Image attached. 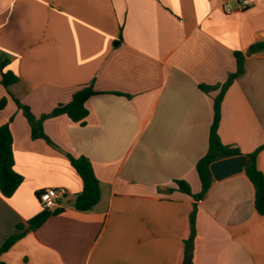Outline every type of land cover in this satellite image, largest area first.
<instances>
[{
  "label": "crops",
  "instance_id": "0c3cea01",
  "mask_svg": "<svg viewBox=\"0 0 264 264\" xmlns=\"http://www.w3.org/2000/svg\"><path fill=\"white\" fill-rule=\"evenodd\" d=\"M0 0V57L17 81L1 84L0 126L9 123L23 182L0 195V249L16 226L58 192L64 210L0 254L4 264H184L195 211L192 264H264V216L244 170L204 195L196 170L206 155L215 99L226 89L217 134L248 155L264 146V0ZM91 85L84 123L44 119L51 144L31 137L12 95L39 118ZM202 87H204L202 89ZM207 89V90H204ZM10 94V95H9ZM68 155L85 156L100 200L74 208L83 183ZM264 175V149L256 159ZM183 181L192 195L181 192ZM56 206V207H57Z\"/></svg>",
  "mask_w": 264,
  "mask_h": 264
},
{
  "label": "trees",
  "instance_id": "16d2710c",
  "mask_svg": "<svg viewBox=\"0 0 264 264\" xmlns=\"http://www.w3.org/2000/svg\"><path fill=\"white\" fill-rule=\"evenodd\" d=\"M264 51V41L253 44L247 50V54H255ZM237 70L231 74L221 87L220 94L215 99V114L214 121L210 129L208 151L204 157H202L196 165V170L199 175L202 190L198 195H193L195 199L201 198L204 193L209 189L213 182L209 166L211 163L228 157L241 155L240 151L236 148L223 145L217 134V128L220 121V104L226 89L232 84L234 79L243 72L244 55L241 52L235 53ZM9 60L0 57V71L2 73L1 84L7 88L10 84L16 82L18 79L11 71H4L8 66ZM204 87H202L203 89ZM207 90V89H204ZM94 94L91 85L82 87L74 92L72 99L67 104H60L55 107L51 112L36 118L30 109L22 105L12 95L10 97L16 102L18 107L22 110L25 116L33 139H44L51 144V141L44 134L42 128V122L44 119L56 117L59 115H66L74 122L84 123L85 118L88 115L86 108V101ZM7 103V98L0 100V109L4 108ZM13 136L9 126V123L0 126V195L8 199L16 192L19 186L23 182V177L14 169V152H13ZM264 149V146L258 148L256 151L246 155L248 157V164L244 167V173L249 181L252 183L255 191V209L259 215L264 216V175L258 169L256 159L258 153ZM72 167L76 170L80 176L83 188L82 191L75 197L74 208L77 211H89L100 200L101 189L100 181L94 174L91 162L85 156L73 157L68 155ZM178 189L188 195H192L190 187L183 181L176 182ZM39 202V193L36 194ZM41 204V203H40ZM42 206V205H41ZM63 208L56 207L54 209H46L42 207V210L38 212L27 222V228L22 224L16 226V232L8 236L1 249L0 254L7 251L16 241L21 239L27 232L34 231L39 228L49 217L59 214L63 211ZM195 211L191 216V236L186 242L188 255H191L192 240L194 236L195 228ZM0 264H4L0 261Z\"/></svg>",
  "mask_w": 264,
  "mask_h": 264
},
{
  "label": "water",
  "instance_id": "95a60500",
  "mask_svg": "<svg viewBox=\"0 0 264 264\" xmlns=\"http://www.w3.org/2000/svg\"><path fill=\"white\" fill-rule=\"evenodd\" d=\"M248 164L246 155H238L233 157L217 160L210 164L209 169L214 180L220 181L230 176L241 173ZM184 264H192V255H187Z\"/></svg>",
  "mask_w": 264,
  "mask_h": 264
},
{
  "label": "built area",
  "instance_id": "2783aa9c",
  "mask_svg": "<svg viewBox=\"0 0 264 264\" xmlns=\"http://www.w3.org/2000/svg\"><path fill=\"white\" fill-rule=\"evenodd\" d=\"M237 3V7H233L230 4H226L224 9L226 12H232L234 9L242 10L245 7L251 5L252 0H235ZM58 198V192L55 189H45L39 194L40 203L43 208L46 209H54L56 208V200Z\"/></svg>",
  "mask_w": 264,
  "mask_h": 264
}]
</instances>
